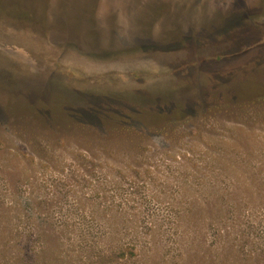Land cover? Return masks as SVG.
I'll return each instance as SVG.
<instances>
[{"label":"rangeland","instance_id":"obj_1","mask_svg":"<svg viewBox=\"0 0 264 264\" xmlns=\"http://www.w3.org/2000/svg\"><path fill=\"white\" fill-rule=\"evenodd\" d=\"M17 201L54 228L120 214L157 264L193 242L201 264H264V0H0Z\"/></svg>","mask_w":264,"mask_h":264},{"label":"trees","instance_id":"obj_2","mask_svg":"<svg viewBox=\"0 0 264 264\" xmlns=\"http://www.w3.org/2000/svg\"><path fill=\"white\" fill-rule=\"evenodd\" d=\"M17 202L15 208L0 205V264H110L119 260L157 264L162 259L158 243L151 249L129 250L126 240L134 238L137 230L120 229L119 225L124 223L120 214L96 213L97 216L93 214L91 217L93 221L82 217L84 224L74 228L66 220L58 221V228H54L49 216L37 215L31 208ZM106 216H109L111 225L108 231H104L100 224L105 225ZM37 242L38 247L41 246L35 249ZM197 247L193 242L186 246V250ZM231 248L225 246L224 250L230 249L228 254L233 256ZM187 251L179 255L180 264H193L196 259L199 264L203 263L195 252L188 254ZM225 255L216 257L221 259ZM214 262L219 264L217 260Z\"/></svg>","mask_w":264,"mask_h":264}]
</instances>
